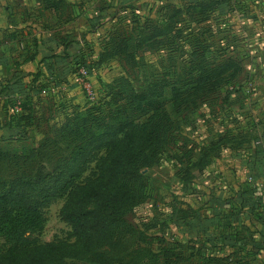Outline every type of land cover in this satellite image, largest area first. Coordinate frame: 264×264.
I'll list each match as a JSON object with an SVG mask.
<instances>
[{
  "label": "trees",
  "instance_id": "16d2710c",
  "mask_svg": "<svg viewBox=\"0 0 264 264\" xmlns=\"http://www.w3.org/2000/svg\"><path fill=\"white\" fill-rule=\"evenodd\" d=\"M44 1L54 17L63 7L61 0ZM120 1L123 11L132 14V20L125 18L120 26L109 31L99 50L92 49L93 56L86 55L82 48L72 56L69 52L72 41L55 44V49L62 47L64 51L55 54V61L51 60L52 68L56 67L55 62L60 64L59 72L65 69L90 77L95 66L113 60L127 66L123 65L124 71L114 75L105 86L107 92L98 94V98L88 101L80 110L73 107L71 112L64 111L67 117L59 130L68 144V153L59 163L45 172L37 170L0 181V264H160L162 253L166 261L172 259L167 264L185 261L182 256L174 257L175 248H157L145 232L127 221V215L148 199L142 166L149 163L151 153L166 144L171 145L169 138L174 120L169 107L179 111L193 105L194 109L201 101L208 103L224 85L230 90L238 86L237 81L233 85L227 83L228 78H236L245 67L236 54L238 45L225 44L226 50L233 54L224 58L210 56V45L191 43L194 28L191 24L185 25L189 20L179 18L189 13L193 23L198 25L231 0H189L175 6L172 13L169 5L156 14L146 5L131 9L133 6L129 7L128 3L135 0ZM104 11L99 19L105 18L101 16ZM236 34L234 32L233 36ZM52 35H47L40 44L56 43L58 39ZM11 37L17 36L12 34ZM185 39L191 40L190 43ZM167 44H177L187 53L166 72L141 78L135 72L143 62L141 52L146 47ZM53 49L50 47L55 51ZM40 73L42 71L33 74L35 80L31 81L39 80ZM40 91L38 89L36 94ZM36 94L26 95L19 112H12L19 103L17 100L3 105L5 109L1 112L9 114L8 126L15 132L2 137L18 148L20 154L11 153L14 148L2 147L0 159L17 163L35 156L24 141L27 129L36 125L32 107ZM182 137L195 142L190 136ZM173 141L180 145L181 139L174 137ZM229 145L225 142L223 148ZM176 150L171 148L173 159L182 167L185 160L180 156L181 151ZM216 151L215 147L204 149L196 163L199 171L211 163ZM187 153V159H191V153ZM58 199L65 200L60 218L71 228L73 240L57 238L39 242L32 239V235L45 228L46 207ZM187 208L188 212L193 209L191 205ZM170 240L175 242L176 238L173 236ZM214 261L217 264H250L234 251L224 257L206 258V262Z\"/></svg>",
  "mask_w": 264,
  "mask_h": 264
},
{
  "label": "rangeland",
  "instance_id": "374dc122",
  "mask_svg": "<svg viewBox=\"0 0 264 264\" xmlns=\"http://www.w3.org/2000/svg\"><path fill=\"white\" fill-rule=\"evenodd\" d=\"M60 2L63 7L54 17L46 8L44 0H0V40L7 39L12 34L17 36L11 43L0 47V89L10 86L19 101V108L27 94H36L37 90L41 89L40 93L36 94L37 97L33 98L32 104L36 125L27 129V139L24 141L29 150L34 151L35 156L17 163L0 159V181L37 170L45 172L59 163L68 153V144L59 130L67 117L64 111L71 112L73 107L80 110L88 101L98 98V94L107 92L105 86L114 75L124 71L123 65L127 66L113 60L102 66H95L94 74L90 77L70 73L65 69L59 72L60 64L57 62L56 67L52 68L51 60L53 58L55 61V54L64 53L59 47L55 49V44L64 45L66 41H72L69 50L72 56L78 54L80 48L86 55L93 56L92 49L96 52L99 50L109 31L120 26L119 23L123 19L132 20L133 17L123 11L120 0ZM148 2L156 4V7L168 4L165 0ZM169 5L172 13L177 3L173 1ZM222 5L224 6L213 11L209 20L201 21L198 25L193 23L189 13L182 14L179 18L189 20L185 25L191 24L194 28V38L192 41L185 39V42L209 44L210 56L224 58L233 54L226 50L225 44L238 45L236 54L243 60L245 67L236 78L227 80V83L232 85L237 81L238 86L230 90L224 85L211 96L208 103L201 101L194 109L193 105L179 111L169 107L174 120L169 138L171 145L169 147L166 144L162 149L151 153L149 163L142 166L141 173L145 176L148 199L127 215V221L145 232L157 248H175L174 257L182 256L185 259L181 264L196 263V257L192 255L196 252L193 247L205 248L206 251L224 247L218 237L219 227L215 224L211 229L202 221L199 227L189 226L187 205H193L200 209L201 213H207L210 204L217 203L218 195L225 191L217 182L222 179L219 164L228 165L233 161L248 164L251 159L250 148L264 139V0H231ZM129 7L136 8L134 4ZM103 9L105 18H96ZM234 32L237 33L236 37L233 36ZM51 33L58 41L51 46L41 45V41ZM50 47L55 51H51ZM185 50L177 44L146 47L141 52L143 62L135 72H138L141 78L166 72L171 65L182 60L187 53H184ZM24 52L27 57L34 55L38 61L40 58L39 66L36 67V61L33 64H25L24 68L20 67L26 60V56H21ZM39 71H42L39 80L31 81L35 80L33 74ZM44 89L46 91H43ZM63 106L67 107L64 109ZM0 115L3 117L2 123L0 122V148H14L15 151L10 152L19 155L18 148L12 147V143H6L2 137L4 134L15 132L8 126L9 114L1 112ZM230 132L235 133V137H230ZM182 135L190 136L195 142L186 141ZM174 137L181 139L180 145L173 141ZM220 137L227 139L218 141ZM225 142L230 144V148L224 147V150ZM212 147L217 150L211 158V168L214 171L203 173L198 170L196 163L203 155L204 149ZM171 148L174 151L180 148L176 151H181L180 156L185 160L182 167L173 159L174 152ZM228 151L232 152L229 157L226 156ZM187 152L191 153V159H187ZM234 155L236 156L233 157ZM227 186L230 189V186ZM64 202V199H58L46 207L45 228L39 234L32 235V239L39 242L57 238L73 240L70 235L71 228L60 218V209ZM173 236L176 238L175 242L170 240ZM207 236L211 237L212 241L208 242ZM1 245L0 241V247ZM157 248L156 251L159 250ZM170 260L166 261L163 253L161 254L160 264H167Z\"/></svg>",
  "mask_w": 264,
  "mask_h": 264
},
{
  "label": "crops",
  "instance_id": "0c3cea01",
  "mask_svg": "<svg viewBox=\"0 0 264 264\" xmlns=\"http://www.w3.org/2000/svg\"><path fill=\"white\" fill-rule=\"evenodd\" d=\"M148 1L135 0L128 4H134L135 7L146 5L152 14H156L163 7H168L170 2L176 1L178 7L179 5H184L189 0H165L168 4L160 7H156V4H150ZM153 1L157 2L158 0ZM150 5H152L151 8H149ZM100 13L102 12L100 11ZM96 18H99V14ZM13 39L9 36L7 39L0 40V47L11 43ZM59 49H62V47ZM21 56L25 57L26 52L21 54ZM25 59L23 65L20 66L22 68L27 63L32 62L33 64L38 61V58L34 55L32 57L26 56ZM40 61L41 59L39 58L36 67L39 66ZM7 87L3 91L0 89V113L5 109L4 104L10 105L9 102L17 100L13 89L10 86ZM0 118V122L2 123L3 117L1 115ZM231 135L230 137H235L233 135L236 134L232 132ZM231 153V151H228L226 156L229 157ZM249 153L251 159L248 164H244L241 161L229 162L230 164L228 165L219 164L218 169L219 173H222V179L217 182L224 187L225 191H221L222 194L218 195L217 203L210 204L207 213H201L200 209L195 208L193 205H191L193 209L186 213L188 222H190L189 226L201 225L202 221L210 229L213 227V224L219 227L218 237L221 238L222 244H224V247L221 248L222 250L212 249L206 251L205 248L193 247L196 250V255L194 256L196 257L195 264H217L216 261L211 263L206 262V258L209 256L224 257L231 251L242 255L250 264H261L264 262V139L254 144L250 148ZM212 164L210 163L203 170V173L209 174L213 172L214 170L211 168ZM227 185L230 186L232 191ZM207 241H212L211 237H208Z\"/></svg>",
  "mask_w": 264,
  "mask_h": 264
},
{
  "label": "built area",
  "instance_id": "2783aa9c",
  "mask_svg": "<svg viewBox=\"0 0 264 264\" xmlns=\"http://www.w3.org/2000/svg\"><path fill=\"white\" fill-rule=\"evenodd\" d=\"M21 110V108H19L17 105L15 106V108L12 110V112H19Z\"/></svg>",
  "mask_w": 264,
  "mask_h": 264
}]
</instances>
